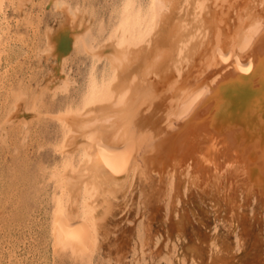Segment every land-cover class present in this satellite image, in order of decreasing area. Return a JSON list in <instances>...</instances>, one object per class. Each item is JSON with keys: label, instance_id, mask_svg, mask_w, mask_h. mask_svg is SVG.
Segmentation results:
<instances>
[{"label": "bare ground", "instance_id": "bare-ground-1", "mask_svg": "<svg viewBox=\"0 0 264 264\" xmlns=\"http://www.w3.org/2000/svg\"><path fill=\"white\" fill-rule=\"evenodd\" d=\"M144 1L122 0L97 48L59 1L62 17L46 33L44 53L59 64L80 42L107 66L57 118L65 204L54 215V246L84 259L114 232L111 209L135 175L149 224L187 183L220 195L232 219L245 200L264 205V0ZM120 231L116 253L128 246Z\"/></svg>", "mask_w": 264, "mask_h": 264}, {"label": "rangeland", "instance_id": "rangeland-1", "mask_svg": "<svg viewBox=\"0 0 264 264\" xmlns=\"http://www.w3.org/2000/svg\"><path fill=\"white\" fill-rule=\"evenodd\" d=\"M18 1L0 0V264H264L262 203L245 200L240 217L232 219L220 195L187 183L168 203H159L149 224L146 187L138 175L124 186L125 196L118 193L110 215L114 232L89 259L69 246H54V215L65 204L55 176L66 159L57 118L78 105L90 73L100 77L107 66L103 58L94 62L80 42L60 65L44 53L46 33L62 17L54 7L59 1L88 25L86 45L97 48L111 32L122 0ZM15 103L20 108L8 119ZM79 211L76 204L73 218ZM118 228L127 229L123 253L113 251Z\"/></svg>", "mask_w": 264, "mask_h": 264}]
</instances>
